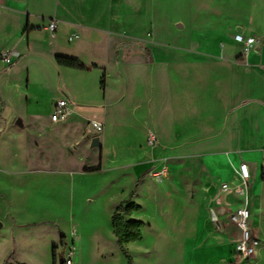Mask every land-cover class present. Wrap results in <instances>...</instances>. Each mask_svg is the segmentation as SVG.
<instances>
[{"label":"rangeland","instance_id":"rangeland-1","mask_svg":"<svg viewBox=\"0 0 264 264\" xmlns=\"http://www.w3.org/2000/svg\"><path fill=\"white\" fill-rule=\"evenodd\" d=\"M110 1L105 0L106 5ZM220 1L123 0L121 29L149 42L158 33V41L178 44L181 35L190 40L200 24L210 25L214 10L225 8L210 5ZM232 1L237 2L233 8L238 15L246 16V2L252 0ZM116 40L95 31L82 34L80 40L64 36L57 41V55L106 68V97L102 70L61 73L54 59L49 60L52 49L46 45L38 44L29 62L23 57L13 68L2 64L0 57V264H65L74 241V264H226L235 258L233 249L241 231L231 220L233 213L217 225L208 221L195 203L198 190L195 194L191 188L184 196L146 194L145 184L137 194L136 173L154 148L144 145L146 134L147 142L150 135V75L113 61L110 51ZM124 43L126 57L138 52L133 40ZM20 46L25 47V42ZM63 99L74 110L70 121L62 122L68 131L58 135L49 119ZM95 118L103 124L100 133L89 132ZM95 137L100 138L99 148L91 147ZM156 159L158 168L146 174L147 189L164 190L166 160L161 154ZM188 167L184 173L175 171L173 177H188L191 187H197L196 180L206 177V170L196 158L189 160ZM82 168L88 172H80ZM130 200L142 206L132 218L145 227L143 239L123 250L111 221L119 205ZM248 225L256 234L252 218ZM263 234L260 255L256 252L247 264H264Z\"/></svg>","mask_w":264,"mask_h":264},{"label":"crops","instance_id":"crops-1","mask_svg":"<svg viewBox=\"0 0 264 264\" xmlns=\"http://www.w3.org/2000/svg\"><path fill=\"white\" fill-rule=\"evenodd\" d=\"M122 2L123 0H111L106 5L105 0H0V55L7 52L19 53L18 58H12L10 66L13 68V64L23 57L29 62L32 51L39 44L52 49L49 60L54 59L56 62L55 57L59 53L57 41L64 36H69L70 39L77 35L76 39L80 40L82 34L92 35L95 31L114 35L117 40L110 51L113 61L123 67L129 64L136 71L143 69L150 75L149 130L156 135L157 144L153 146L152 155L141 162L142 167L136 173L137 194L145 184L149 186L146 174L154 166L158 168L153 160L156 161V156L161 154L167 164L166 189L146 187V194L162 191L169 196H184L191 188L195 194L198 190L195 203L204 209L208 221L217 225L246 205L245 197L237 193L238 188H246V206L257 227L256 234L251 231L262 242L264 0L246 2V16L238 15L233 8L237 6L236 1L222 0L216 5H210L225 8L214 10V14L210 16V25L200 24L197 35L191 36L190 40L181 35L178 44H174L172 40L158 41V33H153V42H149L142 36L122 30L119 12ZM52 20L58 25L54 35L45 29ZM238 34L256 38V47L249 53H244V45L236 40ZM126 39L133 40L138 48V52L135 50L128 57L126 53L129 52L124 43ZM22 42H25L23 48L20 46ZM2 64L9 66L3 60ZM83 64L96 66L83 72L102 70L105 86L101 88L106 97L109 87L106 68L96 62ZM59 69L64 73V69L71 68L59 66ZM77 95H80V91ZM71 109L73 112V106ZM56 126L58 135H64L68 131L64 123L54 124L53 128ZM144 145H149L147 134ZM143 146L140 145L141 150ZM191 158L198 159L207 174L206 177H198L197 187H191L188 177H173L175 171L184 173L189 168ZM241 163H246L251 173L246 186L238 173ZM101 165L103 166V162ZM80 172L88 171L82 168ZM237 196L244 197V200H239ZM192 197H195L194 194ZM213 215H216L217 221L213 220ZM73 245L76 247L75 241ZM260 246L257 255L261 253Z\"/></svg>","mask_w":264,"mask_h":264},{"label":"built area","instance_id":"built-area-1","mask_svg":"<svg viewBox=\"0 0 264 264\" xmlns=\"http://www.w3.org/2000/svg\"><path fill=\"white\" fill-rule=\"evenodd\" d=\"M57 27H58L57 22L55 20H52L48 23L45 29L49 31L52 35H54L55 32L57 31ZM76 37L77 35H73L70 37V40L72 41ZM236 40L244 45V53H249L251 50H253L256 47L257 44L256 38L244 37L241 34H238L236 36ZM19 56L20 55L17 52H7V53H2L0 55L1 60H3L9 65L12 64L13 57L18 58ZM71 115H72V109L70 102L63 99L58 101L54 106V110L53 113L51 114L50 121L54 124L66 122L68 121ZM103 129H104L103 124L100 121L96 120V118L91 121L89 132H92V130H94L95 132L100 133L103 131ZM148 144L149 146H154L157 144V137L154 133H150L148 137ZM238 173L242 179L243 184L246 186L251 178L249 166L246 163H241V165L239 166ZM237 193L245 197V204L247 205L248 197H247L246 188H238ZM246 205L244 207L237 209L231 215V220L240 229L241 236L234 248L235 258L226 264H247L252 259L253 255L257 252V249L261 244L260 240L252 234V231L248 225V222L251 218V212ZM213 220L217 221L216 215H213ZM74 256H75V247H73L67 252V260L65 264H74Z\"/></svg>","mask_w":264,"mask_h":264},{"label":"trees","instance_id":"trees-1","mask_svg":"<svg viewBox=\"0 0 264 264\" xmlns=\"http://www.w3.org/2000/svg\"><path fill=\"white\" fill-rule=\"evenodd\" d=\"M56 63L61 67L81 70V71H90L95 68V65L86 66L81 63L78 59L57 55L55 57ZM105 86V76L101 78V87ZM139 183V182H138ZM137 183V186H138ZM142 206L136 202L130 200L121 204L112 216V227L113 232L117 240V244L121 249L124 250V247L132 242H138L143 239V229L145 223L141 220L132 218V216L140 212Z\"/></svg>","mask_w":264,"mask_h":264},{"label":"water","instance_id":"water-1","mask_svg":"<svg viewBox=\"0 0 264 264\" xmlns=\"http://www.w3.org/2000/svg\"><path fill=\"white\" fill-rule=\"evenodd\" d=\"M19 124L21 125V121L19 122ZM100 145H101V143H100V138H99V137H95V138L92 140L91 147H92V148H99ZM0 227H1V224H0Z\"/></svg>","mask_w":264,"mask_h":264}]
</instances>
